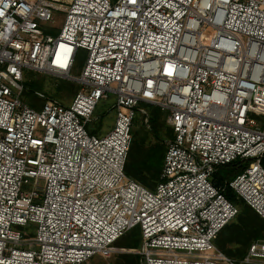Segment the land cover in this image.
<instances>
[{"label":"built area","instance_id":"1","mask_svg":"<svg viewBox=\"0 0 264 264\" xmlns=\"http://www.w3.org/2000/svg\"><path fill=\"white\" fill-rule=\"evenodd\" d=\"M55 12L53 35L40 23ZM24 69L79 90L34 108ZM109 93L112 126L89 132ZM143 104L172 130L153 189L125 172ZM263 158L264 0H0V264H93L136 226L143 264H238L213 243L238 208L211 176L246 162L228 186L264 218ZM254 261L264 241L242 262Z\"/></svg>","mask_w":264,"mask_h":264},{"label":"trees","instance_id":"2","mask_svg":"<svg viewBox=\"0 0 264 264\" xmlns=\"http://www.w3.org/2000/svg\"><path fill=\"white\" fill-rule=\"evenodd\" d=\"M80 54L81 52H79L77 58ZM67 88H69L67 91L72 94L75 93V87L69 86ZM143 105L149 109L146 121L149 129H144V122L137 123L138 119L135 116L131 129L132 139L125 163V172L145 187L153 189L159 180L165 153V146L160 143L162 141L160 128L162 123L160 121L163 116L160 113L162 111L160 108L152 104ZM135 125L137 127H134ZM143 131L147 135L150 134L156 141L146 143ZM246 164V162L236 160L218 166L211 176L212 184L220 187L225 197L238 208L237 214L218 232L213 243L217 249L228 257L235 259L238 264H248L239 261L246 255L251 243L264 241V218L245 204L242 199L238 198L232 188L228 186V182L240 173ZM261 164L264 167V158L261 160ZM140 242V228L137 226L116 239L111 246L116 251L117 249L123 251L111 256L113 258L112 264H143L141 255L137 253Z\"/></svg>","mask_w":264,"mask_h":264},{"label":"rangeland","instance_id":"3","mask_svg":"<svg viewBox=\"0 0 264 264\" xmlns=\"http://www.w3.org/2000/svg\"><path fill=\"white\" fill-rule=\"evenodd\" d=\"M63 19H64V13L55 12L54 22L40 23V28H42L46 32H51L53 35H56L62 26ZM83 63H84V52L82 51L80 56L76 59V62L70 74L72 76H78L82 69ZM22 76H23L22 77L23 90L20 94V99L34 108H39L46 99L55 100L63 104H68L72 100L76 92L79 90V84L67 77H57L54 75H50L44 72L34 71L31 69H24L22 72ZM69 86H72L73 88L75 87V93L72 94L70 91H67V89L69 90V88H67ZM36 91L43 93L45 98L40 99L39 97H37L34 94ZM114 101H115V95L112 93H109L107 98L100 99L98 105L93 111L92 119L86 125V129L89 132H93L97 135H103L110 129L114 120V111L112 109ZM140 106L144 109V111H146L147 113L149 112V109L145 105H140ZM160 113L163 116L162 120L160 121L162 123L160 127L162 133L161 134L162 141H160V143H163L164 146L166 147V141L170 138L171 129L166 123V112L161 111ZM136 119H138L137 123H141V121L144 122L145 124L144 129L146 130L149 129V125L145 121V116L141 112L137 113ZM134 127H137V125H135ZM143 135H145L144 139L148 144L154 143L156 141L154 140V138L151 137L150 134L147 135L146 132L144 131H143ZM32 182L33 181L31 179L29 185L25 186L24 189L29 190L30 188H32L33 186ZM34 227L35 226L33 224H30L27 227L22 228L21 230L22 231L26 230V235L27 234L29 235L33 233ZM122 251L123 250L121 249H117V251L114 254H117ZM112 260H113L112 257L107 259L95 258L93 260V264H112ZM242 261L243 259L240 260L239 262L241 263ZM251 264H264V262L254 261Z\"/></svg>","mask_w":264,"mask_h":264}]
</instances>
